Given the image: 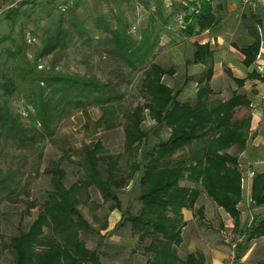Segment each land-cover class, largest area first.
I'll return each instance as SVG.
<instances>
[{
  "label": "rangeland",
  "instance_id": "obj_1",
  "mask_svg": "<svg viewBox=\"0 0 264 264\" xmlns=\"http://www.w3.org/2000/svg\"><path fill=\"white\" fill-rule=\"evenodd\" d=\"M191 6L193 2L190 0H0V107L5 106L13 116L19 115L23 127L30 130L25 132L23 140L16 141L0 130V188L3 189L0 192V264H13V254L7 245L12 237L28 231L39 215L53 190L49 171L55 166L64 171L66 188L79 185L75 192L79 201L77 211L90 226L88 230L80 228L79 240L88 251L93 252L98 250L102 236L104 238L100 248L101 264H147L151 259V255L145 252L151 238L141 240L120 212L127 210L129 215L138 216L143 209L139 173L127 186L118 190L120 211L111 209L115 204L113 200H104L95 186H85L84 151L85 147L100 143L104 156L114 158L111 162H115L120 170L116 176L119 179L129 176L131 165L142 160V152L151 151L159 141H168L170 129L156 125L145 110L142 128L149 132V137L139 151L128 152L123 131L124 115L148 102L142 90V79L144 70L151 63L165 69L173 68L174 75L164 76L161 82L173 94L179 93L177 103L194 105L197 91L201 88L197 81L206 68L193 66L194 51L183 44V20L196 12ZM57 30L66 38L48 56L37 61L36 82L16 77L19 71L13 69L15 62L10 58L9 51L12 53L22 46L21 60L25 58L32 66L43 47L42 41L47 36H53ZM118 35L120 38L124 36L135 48L140 44L150 48L147 61H134L131 66L127 59L116 55ZM211 53L214 76L218 73L214 64L223 63L225 56L219 52ZM47 75L95 80L103 84L111 97L116 99L115 103L104 105L112 107L111 114L106 116L107 122H98L103 114L99 105L88 103L83 106L77 100L67 105V100H62L53 111L55 105H51L45 129L37 122L36 127L31 128L32 122L27 116L35 113L26 98H33L31 90H35L36 94L40 91L44 99L49 98L52 82H42ZM10 78H15L18 90L11 97H4L1 85ZM233 79L237 78L230 75L227 90L233 91L229 94L231 97L226 93V85L225 88L211 89L208 108L227 104L234 96L241 95L242 86L235 84ZM59 96L62 93L54 94V100ZM250 109V103L243 102L227 120L228 126L238 127L236 134L222 130L216 135V140L229 138L223 153L234 159V164L227 166L235 169L241 178L247 170L242 154L251 138L253 121ZM113 110L116 113H112ZM242 123L245 124L240 127ZM188 149L191 147L179 150L171 160H186ZM189 173H184L178 186L198 191V196L191 208L182 209L177 216L180 232L177 257L184 261L189 255L201 256L205 264V248L210 250L205 241L213 239L215 244L228 248L229 262L231 244L241 232L236 231L235 220L207 196L192 176L188 177ZM105 175L103 173V177ZM237 209L247 214L244 226L242 224L243 232L251 223V218L253 224L264 219V206L257 207L251 203L247 207L242 199ZM184 211L190 212L187 220L184 219ZM254 240L246 238L245 243L235 250V263L245 251L252 249L254 258L249 264H264V240L251 245Z\"/></svg>",
  "mask_w": 264,
  "mask_h": 264
},
{
  "label": "trees",
  "instance_id": "obj_2",
  "mask_svg": "<svg viewBox=\"0 0 264 264\" xmlns=\"http://www.w3.org/2000/svg\"><path fill=\"white\" fill-rule=\"evenodd\" d=\"M183 23L184 34L187 36H194L212 28L215 17L212 15L210 4H203L198 14L192 13L185 17ZM65 38L66 35L59 30L53 36H47L42 41L43 47L36 55L32 66L25 58L21 60L24 51L22 46L12 53L9 51L10 58L15 62L13 69L19 71L16 77L23 81L36 82L34 75L37 72V61L48 56ZM116 46L118 51L116 55L127 59L131 66V62L134 61H147L151 50L144 44L135 48L124 36L120 38L119 35L116 36ZM194 48L192 63L206 67L204 75L197 81L201 88L197 91L194 105L177 103L176 97L179 93L173 94L172 90L161 82L164 76L174 75L173 68L165 69L151 63L144 70L142 79V90L148 97V102L143 107H137L124 115L123 131L128 152L139 151L149 137V132L142 128L145 110L156 125L170 129L168 141H159L151 151L142 152V160L131 165L129 176L119 179H116V176L120 170L115 162H111L114 158L104 156L105 151L100 143L91 144L85 147L84 151L87 184L85 186H95L104 200H113L115 204L110 207L111 209L120 211L118 190L127 186L139 173L143 209L138 216L129 215L127 210L120 212L135 228L141 240L151 238L150 244L145 248V252L151 255L147 264H203L201 256L189 255L184 261H180L176 254V247L180 244L177 216L182 209L191 208L198 196V191H189L178 186L185 172L189 171L188 177L192 176L193 181L199 184L207 196L235 220L236 231L243 232L241 213L237 209V205L243 199L241 177L235 169L227 166L235 162L223 153L228 146L226 141L229 138L226 137L224 141L216 140V135L221 134L222 130L231 135L236 134L238 127L228 126L227 120L231 119L234 109L247 100L244 96L237 95L227 104L208 108V98L212 93L210 82L214 74L212 51L207 45L195 44ZM258 48L259 42H255L247 49L244 54L245 63L251 64L255 60ZM253 75L250 74L249 77L252 78ZM50 76L47 75L42 80L45 83L52 82L53 85L48 93V99H44L40 91L39 94L34 93L35 90H31L34 94L32 99L30 96L26 98L35 113L34 115L29 113L27 116L32 122L31 128L34 129L37 122L45 129L49 122L48 113L51 105H55L52 107L53 111L62 100H67V105H71L74 100L83 106L88 103L99 105L103 114L98 122L99 124L107 122L106 116L111 114L112 107L104 105L115 103L116 99L111 97V93L106 91L103 84L95 80H80L69 76ZM236 83L242 86L244 81L236 80ZM1 89L4 97H11L18 90L15 78L6 79ZM58 92L62 93V96L54 100L53 95ZM112 113L116 111L113 110ZM244 124L242 123L240 127ZM0 130L6 132L7 137L13 141L23 140L25 132L30 131L23 127L21 117L13 116L5 106L0 107ZM186 147H191L188 149L189 155L186 160H171L179 150ZM103 173L106 174L104 177ZM49 174L53 190L49 193L42 210L28 231L12 237L7 245L13 254V264H101L100 248L103 236L98 242V250L93 252L88 251L79 240L80 228L90 229L77 211L79 201L75 197V192L79 185L73 184L66 188L63 182L64 171L59 166L53 167ZM1 191L3 189L0 188ZM251 197L255 206H264V174H256L254 177ZM245 231L248 240L264 237V219Z\"/></svg>",
  "mask_w": 264,
  "mask_h": 264
},
{
  "label": "crops",
  "instance_id": "obj_3",
  "mask_svg": "<svg viewBox=\"0 0 264 264\" xmlns=\"http://www.w3.org/2000/svg\"><path fill=\"white\" fill-rule=\"evenodd\" d=\"M190 1L193 2L191 7L196 9L195 14H198L201 9L199 7H202L203 4H210L215 23L212 28L200 34L185 35L182 38L184 40L183 44L187 45L191 51H195V44L207 45L210 51L219 52L225 56L223 63L221 61L219 64H214L215 72L218 73H215L211 79L210 86L212 90L223 86L225 88V85L227 87L230 83V75L237 78L233 79L235 84L236 80L244 81L239 93L246 97L250 103L253 123L251 138L242 157L247 166L250 164L251 169L255 168L257 174L262 175L264 174V0H257L258 2L253 6L244 5L240 0ZM190 10L194 11L193 9ZM255 42H259L257 56L251 64H247L245 63L244 54ZM193 66L206 68L201 64H193ZM250 74H254V77L250 78ZM228 88L229 86L226 90ZM226 93L229 95L233 91L227 90ZM229 97L231 96L229 95ZM263 212L264 210H262V214ZM189 214L190 212H183L185 220L188 219ZM246 215L245 212L241 213V227L242 224L244 226L247 219ZM212 240L205 241L210 245L209 251L205 248V264H229L228 248L222 244H215ZM260 240H264V238L252 241L251 245H255V242ZM252 253L253 250L248 249L235 264H249V261L253 260L252 257L254 258Z\"/></svg>",
  "mask_w": 264,
  "mask_h": 264
},
{
  "label": "built area",
  "instance_id": "obj_4",
  "mask_svg": "<svg viewBox=\"0 0 264 264\" xmlns=\"http://www.w3.org/2000/svg\"><path fill=\"white\" fill-rule=\"evenodd\" d=\"M244 5H255L258 1L256 0H240ZM256 176V173L253 169H251L250 164L247 166V170L244 171L243 177L241 178V188L243 191V200L246 201L247 207L250 206L252 203V197H251V188H252V181L254 177ZM253 218H251V223L247 225V229L251 227L253 224L252 222ZM254 221V220H253ZM247 238L246 231L241 232L236 238L233 239V243L231 244L232 251L230 252V261L229 264H235L236 259V249L239 248V246L243 243H245Z\"/></svg>",
  "mask_w": 264,
  "mask_h": 264
}]
</instances>
